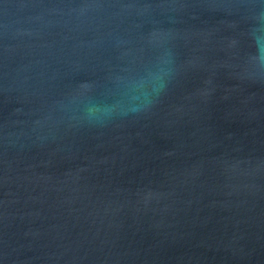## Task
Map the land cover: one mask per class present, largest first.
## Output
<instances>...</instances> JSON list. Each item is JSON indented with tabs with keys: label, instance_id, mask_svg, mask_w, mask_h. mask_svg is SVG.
Listing matches in <instances>:
<instances>
[{
	"label": "water",
	"instance_id": "obj_1",
	"mask_svg": "<svg viewBox=\"0 0 264 264\" xmlns=\"http://www.w3.org/2000/svg\"><path fill=\"white\" fill-rule=\"evenodd\" d=\"M0 264H264L262 0H0Z\"/></svg>",
	"mask_w": 264,
	"mask_h": 264
},
{
	"label": "clouds",
	"instance_id": "obj_2",
	"mask_svg": "<svg viewBox=\"0 0 264 264\" xmlns=\"http://www.w3.org/2000/svg\"><path fill=\"white\" fill-rule=\"evenodd\" d=\"M262 3H264V0H262Z\"/></svg>",
	"mask_w": 264,
	"mask_h": 264
}]
</instances>
